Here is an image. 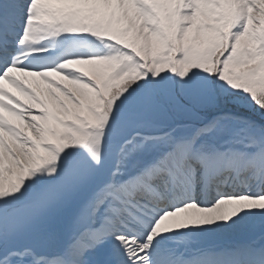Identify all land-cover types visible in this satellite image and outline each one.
<instances>
[{"label":"snow or ice","instance_id":"obj_1","mask_svg":"<svg viewBox=\"0 0 264 264\" xmlns=\"http://www.w3.org/2000/svg\"><path fill=\"white\" fill-rule=\"evenodd\" d=\"M0 264H264V0H0Z\"/></svg>","mask_w":264,"mask_h":264}]
</instances>
